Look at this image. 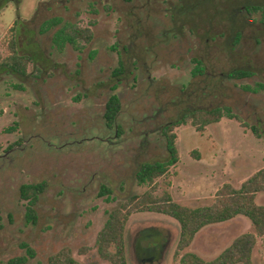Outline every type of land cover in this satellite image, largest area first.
Instances as JSON below:
<instances>
[{"label":"rangeland","instance_id":"obj_1","mask_svg":"<svg viewBox=\"0 0 264 264\" xmlns=\"http://www.w3.org/2000/svg\"><path fill=\"white\" fill-rule=\"evenodd\" d=\"M202 1L153 0L143 7L146 0H132L128 6L114 0H7L0 7V59L14 34L19 53L35 60L24 78L0 74V264H48L64 248L81 264H109L97 254V235L111 211L150 190L137 183L135 173L143 163L165 160L161 128L183 107L227 108L245 127L224 116L202 134L190 125L175 130L180 160L158 182L170 183L166 189L176 203L210 205L223 184L237 188L264 167V25L258 14L236 10L245 0H211L210 9L181 35L164 34L173 27L172 7L183 3L192 9ZM52 15L90 29L94 39L81 43V51L57 49L55 29L38 32ZM17 22L23 26L11 34ZM138 23L148 41L126 53ZM236 32L240 36L234 41ZM140 48L145 52L136 58ZM198 54L208 61L207 73L194 82L191 58ZM122 57L127 58V72L112 92L111 74ZM236 69L251 75L228 79ZM194 89L202 93L183 97ZM112 94L122 103L120 138L112 131L105 135L99 120ZM19 138L23 146L4 154ZM42 182L48 187L32 225L19 187ZM102 188L112 194L100 195ZM256 202L264 206V194ZM246 233L253 228L243 217L209 226L183 253L211 261ZM142 236L165 247L161 259L151 264H179L176 221L154 213L132 215L125 229L127 264H148L136 251ZM251 264H264V239H258Z\"/></svg>","mask_w":264,"mask_h":264},{"label":"trees","instance_id":"obj_2","mask_svg":"<svg viewBox=\"0 0 264 264\" xmlns=\"http://www.w3.org/2000/svg\"><path fill=\"white\" fill-rule=\"evenodd\" d=\"M121 1L125 6L131 4L132 0H114ZM182 2L184 0H178ZM211 0H205L199 3V6L189 8L183 3L179 7L171 8V31L165 32V35H181L185 30L186 25L192 24L195 17L200 16L203 11H207L211 7ZM154 4L153 0H146L143 7ZM236 10L244 11L246 15L253 16L258 14L261 23L264 25V2L253 0H245L241 7ZM61 16L52 15L41 23L38 32L40 35H45L52 32V42L54 46L62 50L66 47H73L77 51L84 48V44H90L94 39L93 32L88 28H82L75 24L63 23ZM134 35L130 36L129 47L125 49L129 53L134 47H138L142 41H148V36L144 30H141L139 23ZM23 26L17 22L16 27L11 29L12 32L19 30ZM188 31L193 34V30L188 28ZM164 35V36H165ZM234 41L238 40L239 34L236 32L233 35ZM16 36L13 34L12 39L8 42L7 55L0 59V74L7 72L21 77L28 75L29 66L35 60L26 55L20 54L17 49ZM142 48V47H141ZM139 49V54L136 58H141V53L145 50ZM126 58V57H125ZM144 59V57H142ZM127 60V58H126ZM126 60L122 57L119 60L118 67L111 74L114 78L111 91L115 92L118 84L122 81L121 77L127 72ZM191 62L194 65L191 71L192 81H197L204 77L207 73V59L201 55H193ZM251 74L247 70H233L228 74V79L240 80L249 77ZM208 88H204L202 91ZM194 89L183 97L187 96L190 100L192 94L202 93ZM253 91V90H252ZM186 93V92H183ZM122 110V103L118 95L112 94L105 102L100 122L104 134L113 132L116 138H120L124 134V128L119 122V116ZM162 112V111H161ZM226 116L230 120H236L242 126V120L233 115L230 109L224 110L219 106L210 108H181L175 118L171 117L161 128V134L165 140L166 158L160 162L143 163L139 166L135 173V180L139 185H148L150 190L142 195H134L128 198L118 208L111 211L108 219L102 230L98 233L96 239V250L98 256L109 264H127L126 249H125V229L132 215L140 213H154L164 215L176 221L179 225V238L175 250V258L179 264H251L253 251L256 247L258 239H264V206L258 205L256 200L259 194H264V167L255 172L252 176L241 183L239 187L232 184H223L215 193L213 201L210 205L190 208L180 205L173 200L171 193L166 189L170 187V183L164 182L161 185L158 180L166 179L170 169L178 164L180 160L177 149V135L175 130L181 126L190 125L197 133H204L211 126L218 124ZM252 133L256 138H260L257 128L251 127ZM107 137V136H106ZM108 138V137H107ZM24 140L19 138L11 144L4 154L15 153L20 149ZM47 183L25 184L19 187V198L25 202L26 221L32 225L37 223L36 206L41 197L47 190ZM162 187L161 194L156 195V191ZM112 194L111 190L102 188L100 195ZM238 217L247 219L252 228L253 233H246L235 238L232 243L225 248L215 259L205 261L194 253H183L188 249L195 237L206 227L219 225L230 222ZM30 257L34 256V252L28 249ZM19 262H26L25 259ZM48 264H81L73 258L72 251L69 248L60 250L55 255L51 256Z\"/></svg>","mask_w":264,"mask_h":264},{"label":"flooded vegetation","instance_id":"obj_3","mask_svg":"<svg viewBox=\"0 0 264 264\" xmlns=\"http://www.w3.org/2000/svg\"><path fill=\"white\" fill-rule=\"evenodd\" d=\"M7 0H0V7L6 3ZM157 239H153L149 242L147 236H142L136 246V251L139 256L143 257L142 262L144 263L145 260L148 261V264L153 262H157L163 256L165 251V247L162 244H159ZM148 241V242H147ZM143 242H147L146 245H143Z\"/></svg>","mask_w":264,"mask_h":264}]
</instances>
